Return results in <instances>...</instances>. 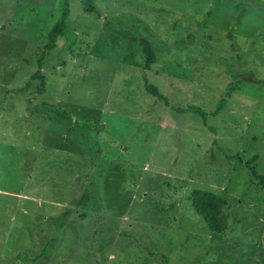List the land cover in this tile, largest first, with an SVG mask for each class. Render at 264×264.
Segmentation results:
<instances>
[{
	"label": "rangeland",
	"instance_id": "1",
	"mask_svg": "<svg viewBox=\"0 0 264 264\" xmlns=\"http://www.w3.org/2000/svg\"><path fill=\"white\" fill-rule=\"evenodd\" d=\"M0 264H264V0H0Z\"/></svg>",
	"mask_w": 264,
	"mask_h": 264
},
{
	"label": "trees",
	"instance_id": "2",
	"mask_svg": "<svg viewBox=\"0 0 264 264\" xmlns=\"http://www.w3.org/2000/svg\"><path fill=\"white\" fill-rule=\"evenodd\" d=\"M62 26H58L54 29V31L50 34V39L55 42L58 33L61 31ZM144 49L145 53L148 56L147 67L150 69L152 65L155 63L156 54L153 52L150 43L148 40L144 39ZM145 88L147 92L152 93L157 96L159 99L164 100L168 103L166 97L159 91L158 87L152 85L148 79L145 77ZM220 107L217 109L215 114H219L227 104V99L224 97L220 101ZM180 112H195L201 115L205 122L207 113L197 105H190L186 109H179ZM254 173H256L255 169H253ZM257 174V173H256ZM193 207L194 209L202 215L208 223L210 229L214 232L224 233L228 229V218L224 212V201L217 194L206 191V190H195L192 196Z\"/></svg>",
	"mask_w": 264,
	"mask_h": 264
}]
</instances>
